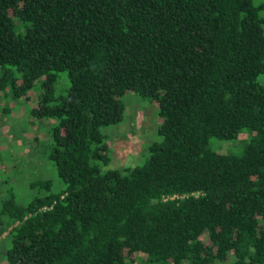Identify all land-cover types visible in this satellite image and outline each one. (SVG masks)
Instances as JSON below:
<instances>
[{
	"label": "trees",
	"instance_id": "16d2710c",
	"mask_svg": "<svg viewBox=\"0 0 264 264\" xmlns=\"http://www.w3.org/2000/svg\"><path fill=\"white\" fill-rule=\"evenodd\" d=\"M261 74L264 0H0V96L53 119L64 183L0 197L6 264H264ZM128 92L159 139L105 167ZM243 131L241 152L210 144Z\"/></svg>",
	"mask_w": 264,
	"mask_h": 264
},
{
	"label": "rangeland",
	"instance_id": "374dc122",
	"mask_svg": "<svg viewBox=\"0 0 264 264\" xmlns=\"http://www.w3.org/2000/svg\"><path fill=\"white\" fill-rule=\"evenodd\" d=\"M259 79L264 81V74ZM3 98L0 96V197L13 193L19 202L26 203L34 195L44 192L37 183L45 179L51 180L50 190L58 191L64 183L46 154L53 119L30 121L28 108L32 106L33 97L25 99L8 95ZM123 99L126 105L124 119L101 127L107 134L105 141L110 156L105 167L122 168L143 163L149 154L146 147L159 139L156 132L160 123L157 103L134 92H128ZM246 133L243 131L230 140L211 138L210 144L219 151L241 152ZM32 182L35 186L30 185ZM0 248H3L2 244ZM0 264H6L1 252Z\"/></svg>",
	"mask_w": 264,
	"mask_h": 264
}]
</instances>
